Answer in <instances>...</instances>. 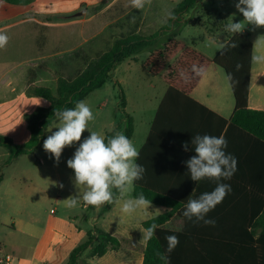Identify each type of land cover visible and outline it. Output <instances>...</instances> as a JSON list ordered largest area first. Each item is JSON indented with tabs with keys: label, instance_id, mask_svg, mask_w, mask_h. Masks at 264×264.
I'll return each instance as SVG.
<instances>
[{
	"label": "rangeland",
	"instance_id": "rangeland-1",
	"mask_svg": "<svg viewBox=\"0 0 264 264\" xmlns=\"http://www.w3.org/2000/svg\"><path fill=\"white\" fill-rule=\"evenodd\" d=\"M26 1L23 6L3 4L7 9L0 8V32L9 37L7 45L0 49V103H4L0 107V131L9 134L18 132L24 113L50 105L44 99L29 98V89L49 87L57 94L60 78H76L120 38L138 32L150 37L160 32L170 21L165 17L166 10L173 12L185 0H151V4L140 11L130 9L128 0ZM235 2L205 0L197 3L181 16L176 25L179 34L175 38L206 56H213L234 34L225 31L226 25L233 19L243 20ZM76 4L78 6L71 11ZM78 11H85V16L71 21L56 19ZM132 16L135 22H131ZM245 26L243 32L251 35L256 56L264 57V27L253 28L246 22ZM218 31L221 32L218 34ZM218 35L220 41L211 37ZM149 54V51L140 54L138 62L126 60L117 74L120 84L113 76L84 100L94 115L88 124L90 131L106 136L117 130L116 127L126 126L130 115L136 124L132 142L139 150L164 90L162 75L152 76L142 68ZM128 66L130 72L125 73ZM163 73L166 76V70ZM58 123L54 121L48 127L45 139L51 131L57 130ZM26 135V130L19 133L16 141L23 145L28 138ZM89 135L85 130L81 142ZM43 142L35 150L12 158L11 151L0 147V244L13 257V264H26L33 253L42 264H68L72 251L86 242L90 230L85 222L90 211L82 199L85 190L82 191L83 186L76 187L74 171L67 167V160L80 142L65 147L58 164L44 151ZM133 191L134 185L123 195L125 199L133 198ZM70 196L79 197L75 207L68 206ZM88 254H84L81 264L90 263Z\"/></svg>",
	"mask_w": 264,
	"mask_h": 264
},
{
	"label": "trees",
	"instance_id": "trees-1",
	"mask_svg": "<svg viewBox=\"0 0 264 264\" xmlns=\"http://www.w3.org/2000/svg\"><path fill=\"white\" fill-rule=\"evenodd\" d=\"M2 1L16 6L27 3L26 0ZM198 2L199 0H185L179 3L173 10L176 19H170L160 32L150 37L131 34L116 40L108 52L89 63L76 78H60L57 94L49 87L29 89V97L43 98L50 105L39 107L24 116L30 131V140L26 144L18 145L10 137L0 134V147L11 151V157L35 150L45 139L48 127L58 121L54 115L55 110L74 108L76 102L84 101L103 87L120 64L130 58L136 60L137 56L146 51L150 54L143 63V68L152 76H160L166 70L165 81L168 89L156 112L146 143L139 152V159L136 161L138 164L145 168V159L152 158L151 153L156 149L178 148L174 141L180 130L179 122L176 121L180 109H200L199 111H205L219 122L218 136L223 135L226 138L228 145L225 151L236 158L237 170L231 179L222 180L231 185V192L206 217L215 220L214 226L205 225L202 221H189L183 216L188 200L198 198L202 188L193 193L194 187L182 189L170 186L168 183L175 178V172L164 169L158 173L145 169L143 179L134 182L133 197L143 193L152 204L170 209L169 212L143 223L145 229L153 223L158 225L155 235L148 240L147 247L142 249L136 243L122 240L94 227L88 231L86 242L72 251L68 264H81L86 252H89V259L100 258L109 250H118L124 244L143 250V264H169V261L170 264H208L209 257L201 250L203 237L191 234L202 227L239 229L243 232L233 236L208 237L215 245L223 246V250L216 251L217 261L214 264H264V111L249 107L254 44L248 34H234L223 49L210 59L177 40V23ZM232 44L236 47H232ZM193 64L204 68L201 76L193 75ZM212 65L220 67L226 75L230 73L233 77L232 81L228 80L235 101L234 113L230 119L210 111L191 97L193 89ZM237 65H240L238 70ZM181 72L185 74L183 77ZM124 102L123 97V104L126 105ZM182 123L185 126L187 121L184 119L180 125ZM123 133L131 140L134 133L131 119L127 120ZM113 134L114 132L109 133L106 137ZM159 181H165L168 186L158 183ZM175 214L184 221L180 232L165 228V224ZM258 229H262L259 236ZM168 235L179 238V245L170 254L166 252L165 237ZM157 252L168 255L169 261L161 260L156 255Z\"/></svg>",
	"mask_w": 264,
	"mask_h": 264
},
{
	"label": "clouds",
	"instance_id": "clouds-1",
	"mask_svg": "<svg viewBox=\"0 0 264 264\" xmlns=\"http://www.w3.org/2000/svg\"><path fill=\"white\" fill-rule=\"evenodd\" d=\"M150 4L151 0H128V7L132 10L140 11ZM235 8L242 14L243 20L233 19L226 25V31L240 34L246 27L245 22L253 28L264 27V0H236ZM165 17L176 19L171 10H166ZM131 22H135V16L131 17ZM8 41V35L0 32V49H3ZM232 47L236 45L232 44ZM253 60L264 61V57L254 56ZM239 68L240 65H237V70ZM191 71L194 76L199 77L204 73V68L193 64ZM184 75L181 72V76ZM227 79L232 81L230 73ZM54 115L59 121L57 130L51 131V135L44 140L43 149L50 153L58 164L65 147H72L74 143L80 142L73 156L67 160V167L74 171L76 187H84L82 199L87 205L93 206L99 212L105 205L118 202L117 193L122 197L132 190L135 181L143 179L145 168L136 162L140 153L134 143L120 131H114V134L108 137L90 131L88 124L94 119V115L85 101L76 102L74 108L55 110ZM85 130H88L90 135L81 142ZM227 145L223 135L217 137L207 134L192 137L191 149L187 142L182 145L185 151L195 152V155L184 162L191 180L199 182L208 179L217 182L212 191L188 200L183 216L189 221L215 225V220L206 217L231 192V185L220 181L231 179L237 170L236 158L225 151ZM60 187L63 188V185ZM67 199L68 206L75 207L79 197L70 196ZM150 206L151 201L141 193L135 198L125 200L121 211L130 215L137 209H148ZM157 228L158 225L153 223L145 229L144 238L151 239ZM165 239L166 252L170 254L179 245V238L176 235H168ZM156 255L161 260L169 261L168 255L160 252Z\"/></svg>",
	"mask_w": 264,
	"mask_h": 264
},
{
	"label": "crops",
	"instance_id": "crops-1",
	"mask_svg": "<svg viewBox=\"0 0 264 264\" xmlns=\"http://www.w3.org/2000/svg\"><path fill=\"white\" fill-rule=\"evenodd\" d=\"M11 5L7 2H4L0 0V8L7 9L8 6L3 5ZM16 6V5H11ZM23 6V5H21ZM76 5H73V7L70 8V10H74ZM176 6V5H175ZM34 12L38 13L37 10ZM58 13H62L60 11H56ZM226 31V30H225ZM221 31H218V34ZM245 33V32H241ZM139 34V32H138ZM247 34V33H246ZM232 34L228 39H226L221 46H225L227 42L230 40V38L233 36ZM249 35V34H248ZM164 36V35H163ZM253 44H254V52L253 57L256 56V46L251 38ZM214 40L220 41L219 35L215 38L211 36ZM184 43V42H183ZM185 44V43H184ZM186 45V44H185ZM188 46V45H186ZM218 49L216 54L213 56H207L210 59H213L222 49L221 47ZM190 47V46H189ZM199 52V51H198ZM203 54V53H202ZM206 56V55H205ZM132 62H138L139 56L136 57V60L133 58H130L127 60ZM127 61L120 64L115 71L113 72V76L116 79L117 83L120 84V81L117 78V74L121 72V68L123 64H125ZM143 68V65H142ZM130 72V66L126 68L125 73ZM165 73H162V82L164 83V90L160 96V101L157 105L156 112L160 106V103L162 102L167 89L168 85L165 81ZM156 77V76H155ZM158 77V76H157ZM228 85V80L226 77L225 72L218 66L212 65L210 68L206 71L203 78L200 80V82L196 85V87L193 89L191 93V97L200 103L201 105L208 108L210 111L215 112L219 116L230 119L233 116L234 108H235V101L234 96L232 93V90ZM228 87L229 90H231L233 102L231 103V99L229 97L228 93ZM29 98H36V97H29ZM39 99V98H37ZM43 99V98H41ZM45 100V99H44ZM127 104V102H126ZM4 103H0V107H2ZM127 109V105H125ZM48 107V106H47ZM249 107L255 110H262L264 111V64L262 61H254L252 64V71H251V87H250V95H249ZM195 108V107H194ZM196 111H183L180 109L179 115L176 117V121L179 122V132H177V136L175 137V145L178 148H171V149H156L151 153L150 159H145V169L146 171H156L160 172L164 169H170V171H173L176 173L175 178L171 179L168 183L170 186L179 187L182 189H190L191 187H194L193 193L197 191L198 188H202L201 194L204 192H210L209 189H214L216 187V181L204 179L199 182H194L191 180L188 169L186 164L184 163L186 160H188L191 156L195 155L194 150L185 151L183 148V144L185 142L188 143L189 148L191 149V140L192 137L199 135H213L218 136L219 132V122L215 117H212L205 111H199L198 109H192ZM35 109L29 113H24L23 115V123L20 128H18V132H14V134H9L6 132L0 131V134L5 135L7 137H10L13 139V141L20 145L16 139L19 138V133H27V140H25L24 144H26L30 140V134H28V125L24 120V116L26 114H30L34 112ZM196 112V113H194ZM156 116V113H155ZM154 116V118H155ZM153 118V120H154ZM128 119H131L133 121L134 125V133L136 130V124L134 118L132 116L128 115ZM185 119L187 121V124L184 126L181 122ZM150 123V128L152 125V122ZM27 126V127H26ZM125 125L122 126V128H117L115 131L123 132L125 130ZM149 128V132H150ZM30 132V131H29ZM148 132V135H149ZM148 135L146 136L145 141L143 142L142 146L139 148V152L146 143V140L148 138ZM133 136L131 138V141L133 140ZM23 144V145H24ZM12 158V157H10ZM2 179V178H1ZM165 181H159L158 183L163 184L164 186H168L164 183ZM222 183H226L225 181H220ZM84 187H82V191H84ZM200 194V195H201ZM74 198V197H72ZM118 202L105 205L99 212L95 210L93 206L85 205V208H88L90 213L85 217V222L88 226V228L92 229L94 227H99L102 230H104L106 233L118 237L122 240L129 241L136 243L140 248L145 249L148 244L149 239L144 238V226L143 223L153 219L157 218L167 212L170 211L169 208L152 204L151 206L146 208L137 209L132 214H125L121 211L122 204L125 200L124 196H118ZM134 198V197H133ZM79 201V200H78ZM68 202V199H67ZM76 216L75 218H77ZM184 221L182 218L178 217L177 214L173 215L169 221L165 224V228L180 232L183 229ZM262 229L257 230V236L261 234ZM243 232L239 229H213V228H197L193 231V235L203 237L201 238V250L206 252V257L208 258V264H214L215 261V254L217 253V250H223V246L221 245H215L211 238L212 236H233L237 234H242ZM139 249L136 250L134 248H131L129 245L124 244L122 247H120L118 250H109L104 256L100 258L90 259L89 264H143L144 263V253L143 250ZM226 250V249H225ZM26 264H42V262L38 261L35 257V254L33 253L26 259ZM19 264V263H18ZM21 264V263H20Z\"/></svg>",
	"mask_w": 264,
	"mask_h": 264
},
{
	"label": "built area",
	"instance_id": "built-area-1",
	"mask_svg": "<svg viewBox=\"0 0 264 264\" xmlns=\"http://www.w3.org/2000/svg\"><path fill=\"white\" fill-rule=\"evenodd\" d=\"M205 0H199L198 3H202ZM13 257L6 253L5 247L0 244V264H13Z\"/></svg>",
	"mask_w": 264,
	"mask_h": 264
},
{
	"label": "water",
	"instance_id": "water-1",
	"mask_svg": "<svg viewBox=\"0 0 264 264\" xmlns=\"http://www.w3.org/2000/svg\"><path fill=\"white\" fill-rule=\"evenodd\" d=\"M84 16H85V11H78L72 14L57 16L56 19L61 20V21H71L74 19L82 18Z\"/></svg>",
	"mask_w": 264,
	"mask_h": 264
}]
</instances>
